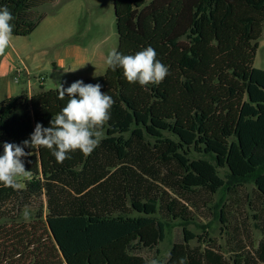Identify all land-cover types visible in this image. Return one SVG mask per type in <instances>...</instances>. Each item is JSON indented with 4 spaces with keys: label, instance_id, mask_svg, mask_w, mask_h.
<instances>
[{
    "label": "trees",
    "instance_id": "1",
    "mask_svg": "<svg viewBox=\"0 0 264 264\" xmlns=\"http://www.w3.org/2000/svg\"><path fill=\"white\" fill-rule=\"evenodd\" d=\"M38 1L48 0H0L14 17L13 36H30L44 19L35 18ZM114 3L116 51L134 55L151 46L168 74L147 87L127 82L120 68L82 79L115 102L104 138L90 155L71 152L63 163L49 149L25 148L32 178L20 190L0 184V216L38 209L29 225L0 227V264H148L143 254L177 220L181 236L166 264L182 257L186 264H264L259 215L256 247L230 234L226 208L217 216L229 225L227 248L188 228L221 190L238 197L246 182L257 197L247 194L248 204L264 215V70L254 67L264 0ZM58 90L0 102V155L3 142L22 145L38 122L49 126L68 100Z\"/></svg>",
    "mask_w": 264,
    "mask_h": 264
},
{
    "label": "rangeland",
    "instance_id": "2",
    "mask_svg": "<svg viewBox=\"0 0 264 264\" xmlns=\"http://www.w3.org/2000/svg\"><path fill=\"white\" fill-rule=\"evenodd\" d=\"M33 12L35 18L44 16L36 30L27 37H15L13 41L16 50L23 60L22 67L30 72V84L34 93L56 90L60 84L66 85L86 78L97 77L105 74L108 66L105 63L107 54L116 51L119 37L116 26L114 0H48L37 2ZM17 38V39H16ZM254 67L264 70V29L260 39ZM86 48L92 58L89 66L73 71L75 48ZM14 52L11 48L5 54ZM4 54V55H5ZM64 60L65 64H62ZM43 80V83L41 84ZM23 89H28L23 82L16 84L13 76L0 78V101L7 97L19 96ZM194 157H200L194 154ZM222 178L230 180L228 170L220 169ZM255 186L252 182H246L240 188L238 197L226 194L221 190L214 196L210 208L197 210L194 214V222L188 228L197 235L215 238L219 244L227 248L226 239L228 224L221 222L218 213L226 208L230 212L229 219L233 224L232 235L249 238L253 246H257L262 238L258 228V219L264 218L255 211V207L248 204L247 194L255 201L253 194ZM9 209L12 206L8 207ZM262 207H260L261 209ZM30 212V219H23V212ZM38 204L28 205L19 213L0 216V227L16 224H30L34 222ZM236 228V230H235ZM182 225L179 220L170 223L167 228L166 238L156 250L145 252L143 256L148 260L158 259L160 264H166L173 243L181 236ZM198 242L194 241L193 245ZM158 250V252H157Z\"/></svg>",
    "mask_w": 264,
    "mask_h": 264
},
{
    "label": "clouds",
    "instance_id": "3",
    "mask_svg": "<svg viewBox=\"0 0 264 264\" xmlns=\"http://www.w3.org/2000/svg\"><path fill=\"white\" fill-rule=\"evenodd\" d=\"M13 19L7 6L0 7V56L13 46ZM105 63L113 71L122 69L127 82L138 83L141 87L159 85L168 74L167 66L157 59V53L151 46L134 55L110 51ZM101 87L99 83L86 84L83 80H77L67 88L60 84L59 99L67 96L68 100L61 111L52 117L49 126L44 127L38 122L22 145L3 142L0 184L20 190L24 187V181L31 180L32 173L26 170L22 159L30 155L25 148L49 149L57 163H63L70 158L69 153L75 151L90 155L104 138V127L110 120V110L115 103L110 95L101 91ZM22 215L25 221L30 219L27 209ZM149 264H160V261L152 259ZM179 264H186V258L182 257Z\"/></svg>",
    "mask_w": 264,
    "mask_h": 264
},
{
    "label": "crops",
    "instance_id": "4",
    "mask_svg": "<svg viewBox=\"0 0 264 264\" xmlns=\"http://www.w3.org/2000/svg\"><path fill=\"white\" fill-rule=\"evenodd\" d=\"M14 40H15V36H13V41ZM14 44L15 43L13 42V46L11 47V50L14 52V55L11 54V52H8L5 55L0 56V78L3 79V78H6L7 76L10 77V75H11V77L13 76L14 82L16 84H19L21 82H23V84H27L28 89L27 90L26 89H23L21 93L25 92L29 96H31V95H33L35 93L33 92V90L31 88H29V83H28V80H27L28 79L27 76L23 75L20 78V81L19 82H16L15 81V70H16L17 67H20L21 64L23 65L24 62L21 59V55L16 50ZM73 54H74V57H75L74 58V61H73V65H72V67H73L74 70L78 71V70L84 69L87 66H89L92 58L90 57V55L87 52L86 48L77 46L75 48V53L73 52ZM62 64L63 65L65 64L64 60H62ZM7 98H10V97H7ZM7 98H5V99H7Z\"/></svg>",
    "mask_w": 264,
    "mask_h": 264
},
{
    "label": "built area",
    "instance_id": "5",
    "mask_svg": "<svg viewBox=\"0 0 264 264\" xmlns=\"http://www.w3.org/2000/svg\"><path fill=\"white\" fill-rule=\"evenodd\" d=\"M23 75L27 76V78H28L27 80H28V83H29V88H31V85H30V75L31 74H30L29 70L27 68H25V67H22V66L17 67L16 70H15V81L19 82L20 78ZM43 80L44 79H42L41 84L43 83Z\"/></svg>",
    "mask_w": 264,
    "mask_h": 264
},
{
    "label": "water",
    "instance_id": "6",
    "mask_svg": "<svg viewBox=\"0 0 264 264\" xmlns=\"http://www.w3.org/2000/svg\"><path fill=\"white\" fill-rule=\"evenodd\" d=\"M114 5H115V3H114Z\"/></svg>",
    "mask_w": 264,
    "mask_h": 264
}]
</instances>
